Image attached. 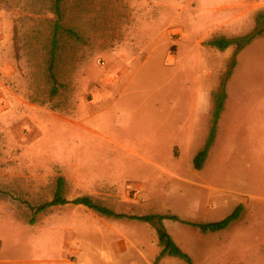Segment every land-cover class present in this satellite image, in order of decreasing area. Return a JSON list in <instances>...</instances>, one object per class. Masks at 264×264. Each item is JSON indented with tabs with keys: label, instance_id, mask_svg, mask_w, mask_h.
<instances>
[{
	"label": "rangeland",
	"instance_id": "obj_1",
	"mask_svg": "<svg viewBox=\"0 0 264 264\" xmlns=\"http://www.w3.org/2000/svg\"><path fill=\"white\" fill-rule=\"evenodd\" d=\"M53 1L0 0V264H264V36L223 93L239 52L207 44L264 30V0L243 34L220 31L225 0H63L56 84ZM58 179L118 216L36 213Z\"/></svg>",
	"mask_w": 264,
	"mask_h": 264
},
{
	"label": "trees",
	"instance_id": "obj_2",
	"mask_svg": "<svg viewBox=\"0 0 264 264\" xmlns=\"http://www.w3.org/2000/svg\"><path fill=\"white\" fill-rule=\"evenodd\" d=\"M63 0H54L53 1V11L54 14L56 15L57 21L54 24V31H53V35L51 38V47H50V53H49V59L47 60V73H48V77L50 79V81L53 84H56V79H55V75L53 73V67H54V60H55V49H56V44H57V35L59 30L61 29V27L59 26V19L61 17L60 14V5L62 3ZM261 18L260 15H258L256 17V25L253 29V31L245 36H242L240 38H234V39H226V38H213L211 40H209L207 42V44L210 47L219 49V50H224L227 47H229L230 45H235L236 46V52L241 51L246 45H248L252 40H254L256 37L259 36H264V30L262 29H258L257 28V23H258V19ZM234 66V61L231 63V68H229L228 72L225 75V79L222 81L221 83V87H222V93H223V89H224V85L226 80L228 79L230 73H231V69ZM55 93V88H51V96H53ZM222 100H223V94L222 95H218L215 99V112H214V124L210 130V133L208 135L207 141L205 143L204 148L199 151V153L195 156L194 160H193V164H194V168L199 170L202 167V163L206 157L207 151L214 139V130H215V124H216V120L218 117V114L221 110V105H222ZM74 204V205H82L87 209L93 210L94 212L102 215V216H106V217H117L118 215L113 213L112 211H110L109 209L105 208V207H101L98 206L97 204H95L91 198H89L88 196H83V197H79V198H75L71 201L65 199L63 197L62 194V180L58 179L57 183H56V190L55 193L53 195V198L51 201L46 202L40 206H38L35 209L36 213H40V212H44L45 210H47L50 207L53 206H59V205H65V204ZM238 214V210H236L234 212V214H232L231 216H229L228 218H226L224 221H222L221 223L218 224H213V225H209L210 228L213 229H217V228H222L225 227L227 225V223L229 221H231L232 219L236 218ZM164 235V234H163ZM164 254H172L175 256H179L185 259V255L182 254L178 248H176L171 242L168 241L167 246L165 247V249H163L162 253L160 254V256L164 255ZM187 259V257H186Z\"/></svg>",
	"mask_w": 264,
	"mask_h": 264
},
{
	"label": "crops",
	"instance_id": "obj_3",
	"mask_svg": "<svg viewBox=\"0 0 264 264\" xmlns=\"http://www.w3.org/2000/svg\"><path fill=\"white\" fill-rule=\"evenodd\" d=\"M250 3H251V0H225L223 3H221V7L211 8V9H215L217 11H223V12L229 13L228 14L229 16H225V20H223L221 25L219 26L220 31L221 32H227V31L233 32L234 31L235 33H237V31H239L240 34H243L246 31H248L251 28V25H248V23L242 22L241 20L245 19L247 16L250 15L251 11H254L256 9ZM236 21L240 22L242 24V27L239 30H237V28L235 30L234 26H231L232 24H230V22L231 23L235 22V24H236L237 23ZM256 40H258V39L256 38V39L252 40L248 45H246L237 54L232 72L226 81V85H225V91L226 92H227V86L231 83V80H233L234 90H236V86H237V83L239 82V78H240V77L238 78V76H240L241 74L245 75L246 72H249L250 60H252L251 56H254L252 47L255 46L256 43L258 42ZM259 42H261V44H264V38H261V41H259ZM228 95L229 94L227 93V97H228ZM108 97H109V95H108ZM225 97H226V95H225ZM223 106H224V104H223ZM223 113H224V110L222 108L218 114L216 124L214 127L215 128L214 134L216 132V144H217V140H218V136H219V123L223 117ZM217 148H218V145H217ZM100 181H102V180H100ZM109 184H111V182H109Z\"/></svg>",
	"mask_w": 264,
	"mask_h": 264
},
{
	"label": "built area",
	"instance_id": "obj_4",
	"mask_svg": "<svg viewBox=\"0 0 264 264\" xmlns=\"http://www.w3.org/2000/svg\"><path fill=\"white\" fill-rule=\"evenodd\" d=\"M98 63H100V62H98Z\"/></svg>",
	"mask_w": 264,
	"mask_h": 264
}]
</instances>
